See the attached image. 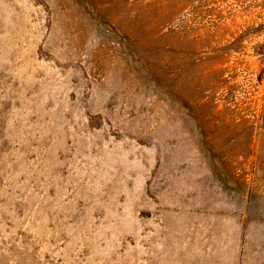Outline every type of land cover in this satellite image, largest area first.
Here are the masks:
<instances>
[{
	"label": "rangeland",
	"instance_id": "rangeland-1",
	"mask_svg": "<svg viewBox=\"0 0 264 264\" xmlns=\"http://www.w3.org/2000/svg\"><path fill=\"white\" fill-rule=\"evenodd\" d=\"M0 264H264V0H0Z\"/></svg>",
	"mask_w": 264,
	"mask_h": 264
}]
</instances>
